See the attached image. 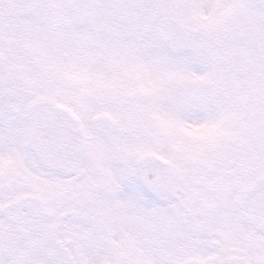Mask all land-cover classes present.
Wrapping results in <instances>:
<instances>
[{"label": "snow or ice", "instance_id": "6c2138e0", "mask_svg": "<svg viewBox=\"0 0 264 264\" xmlns=\"http://www.w3.org/2000/svg\"><path fill=\"white\" fill-rule=\"evenodd\" d=\"M0 264H264V0H0Z\"/></svg>", "mask_w": 264, "mask_h": 264}]
</instances>
